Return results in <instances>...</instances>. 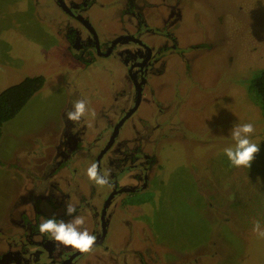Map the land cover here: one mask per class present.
Returning a JSON list of instances; mask_svg holds the SVG:
<instances>
[{
    "label": "rangeland",
    "instance_id": "obj_1",
    "mask_svg": "<svg viewBox=\"0 0 264 264\" xmlns=\"http://www.w3.org/2000/svg\"><path fill=\"white\" fill-rule=\"evenodd\" d=\"M134 1L149 25L170 16L176 22L185 11V24L197 27L186 40L206 35L216 49L197 60L192 110L168 119L164 136L154 140L158 159L149 188L118 198L126 196L129 207L122 223L144 225L143 236L164 264H264V110L253 90L264 70V0ZM119 8L118 0H98L92 21L109 22L112 29ZM61 11L54 0H0V93L28 76L46 78L3 126L0 254L48 202L60 203L77 186H100L89 153L81 149L74 165L69 153L77 146L75 133L93 114L114 113L111 83L120 67L103 59L91 65L75 60L62 42ZM174 75L160 81L167 87L162 96L173 103L179 98ZM153 108V97H145L132 119L136 128L132 122L124 126L106 161L120 155L123 140L142 132V116L152 123ZM92 131L95 137L98 130ZM71 223L57 227L62 246L73 241ZM87 263L84 258L78 264Z\"/></svg>",
    "mask_w": 264,
    "mask_h": 264
},
{
    "label": "flooded vegetation",
    "instance_id": "obj_2",
    "mask_svg": "<svg viewBox=\"0 0 264 264\" xmlns=\"http://www.w3.org/2000/svg\"><path fill=\"white\" fill-rule=\"evenodd\" d=\"M54 1L65 17L61 37L72 57L86 65L103 59L120 67L119 77L111 83L116 89L114 113L107 115L98 110L93 114L89 119L92 124L86 122L88 128L82 126L75 133L77 146L69 153L73 165L81 149L89 153L100 186L74 187L63 193L60 203L48 202L47 209L41 207L43 214L36 212L34 221L24 222L19 241L6 246L8 250L0 254V264H78L84 258L87 264H164L153 242L143 236L144 225L137 224L135 229L133 224L122 223L128 219L125 197L149 188L150 171L158 159L154 140L164 136L168 119L179 120V115L192 110L199 87L193 82L197 60L201 55L213 53L216 46L206 35L186 40L187 36L191 37L188 33L197 27H191V21L185 24V11L180 12L176 22L170 16L149 25V19L135 6L134 0H118L120 8L115 12V26L111 29L109 22L99 21L96 25L92 21L91 12L98 0ZM109 67L103 64L101 69L109 70ZM169 72L175 74L172 81L177 77L179 98L175 103L162 96V90L167 91V87L160 81ZM147 96L153 97L152 123L142 116L139 120V125L144 126L142 132L135 131L123 140L120 155L106 161L122 129L139 113ZM83 98L86 100L87 96ZM94 117L102 118L101 123ZM132 125L137 126L133 122ZM94 127L98 130L95 137ZM128 140L134 145H128ZM78 168L83 174L82 164ZM61 189L55 197L59 198ZM122 195L126 196L119 200ZM67 220L72 221L68 226L73 235L70 247L62 246L57 228ZM89 254H94L93 259L88 258Z\"/></svg>",
    "mask_w": 264,
    "mask_h": 264
},
{
    "label": "trees",
    "instance_id": "obj_3",
    "mask_svg": "<svg viewBox=\"0 0 264 264\" xmlns=\"http://www.w3.org/2000/svg\"><path fill=\"white\" fill-rule=\"evenodd\" d=\"M46 82L42 75L28 76L0 93V140L5 123L14 119ZM253 90L264 110V70L254 79ZM0 166L7 164L0 159Z\"/></svg>",
    "mask_w": 264,
    "mask_h": 264
}]
</instances>
